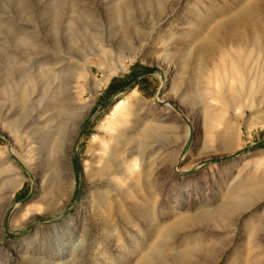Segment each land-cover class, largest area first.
Wrapping results in <instances>:
<instances>
[{
  "label": "rangeland",
  "instance_id": "rangeland-1",
  "mask_svg": "<svg viewBox=\"0 0 264 264\" xmlns=\"http://www.w3.org/2000/svg\"><path fill=\"white\" fill-rule=\"evenodd\" d=\"M255 5L264 34V0H0V264H264V46L228 22L198 49ZM34 75L73 97L19 100ZM245 192L229 231L203 217Z\"/></svg>",
  "mask_w": 264,
  "mask_h": 264
},
{
  "label": "bare ground",
  "instance_id": "bare-ground-1",
  "mask_svg": "<svg viewBox=\"0 0 264 264\" xmlns=\"http://www.w3.org/2000/svg\"><path fill=\"white\" fill-rule=\"evenodd\" d=\"M228 22H233V28H239L240 25L245 22L246 25L251 29V32L249 34L248 37V42L249 45L256 48V49H262L264 46V34L261 31V26H262V19L261 17L256 14V5L249 8L248 10H246L244 13H242L241 15L233 16L230 17L228 20H224L222 22H220L218 24V26L215 28V30L210 33L207 37L203 38L201 40V43L198 46L199 50H203V49H208V46L213 42L217 40L218 37V33L224 32L226 30V26L228 24ZM240 40V38H239ZM231 41H238V36L233 34L231 37ZM263 60L259 63L258 66V71L256 72V74L254 75V80L253 82L256 83L255 88H252L250 91V96H252L256 102V108H259V106L261 105L263 99H264V56L262 57ZM56 68H53L52 70H49L48 74H50L49 76H51V79H55L56 78V72H54L53 70H55ZM37 76L38 75H34V76H30V79L28 78L26 85H23V87L21 89L20 86L21 84H18L15 87V91H19V96L20 99L19 100H25V98L29 95H33L35 94L36 90H37V95H41L44 96L41 98V100H35V103L38 102L39 107L42 106V103L44 102V100L46 99V97H50L51 100H49L48 104H51V107L54 106L57 103H61L62 102L71 99V97H73V92L71 91V88L68 87V85L65 87L63 86V84L59 85L56 87V89L51 88L53 87V85H48L45 84L44 87H42L43 85H38V80H37ZM57 84V83H56ZM60 84V82H59ZM56 86V85H55ZM41 88V89H39ZM53 91H50V89ZM58 101V102H57ZM123 101H120L119 104L115 107L117 108ZM65 106V105H64ZM262 106V105H261ZM254 107L250 106V109H253ZM37 111H40V108H36ZM39 109V110H38ZM139 126V125H138ZM154 126L151 124L149 129L147 128V130L145 132L147 133H151L153 132ZM13 131L18 132V135L21 136L22 133V126L18 125V123H13ZM221 136H223V139H225L224 143H225V149H229L231 147V145L234 143L235 140V136L232 132H230L227 129L226 126V130H224L221 134ZM21 140H23L25 143V139L23 136H21ZM57 150V148H56ZM20 163L23 164V162L19 159L20 157L23 158V160L27 157H29L30 159L33 157L32 155H28L27 154H21L20 157L19 156H15ZM100 158H104L106 161H111L112 158H114L115 156H113L111 154V156L108 155V153L103 150L101 154H99ZM142 159H145V156H142ZM100 160V159H99ZM104 160V161H105ZM101 161V160H100ZM102 163V162H101ZM101 167V166H100ZM14 170V169H13ZM17 170V169H16ZM18 172V171H17ZM24 177L21 176L20 178H16L14 181H11L12 183H10L8 185V187L6 188L5 191V196L8 198H11L15 191L21 186L22 182H23ZM244 190H248V189H243ZM251 199L252 196L250 193L245 192L244 194L242 193V195L240 197L237 198H230L226 201H223L222 203H220L219 205H217L216 210L215 211H211L209 210L207 212V214H205L203 217L205 218V220H209V219H215L216 224H214L215 228H221L223 230L229 231L231 226L233 225V223L235 222V220L240 217L241 214V209H248L251 207ZM183 223L181 222L180 224H178L179 226L182 225ZM252 230L250 232L251 237L252 235ZM255 237V236H254ZM261 240V238H260ZM261 246L264 247V244L261 243ZM197 252L196 250H188L186 252L181 253L180 256L177 258L179 259V261L177 263L173 262V264H194V260H192V257L195 256L197 257ZM264 252V250H263ZM204 256L205 258H207L212 264H215V260L217 259L218 256V250H211V249H206L203 250Z\"/></svg>",
  "mask_w": 264,
  "mask_h": 264
}]
</instances>
